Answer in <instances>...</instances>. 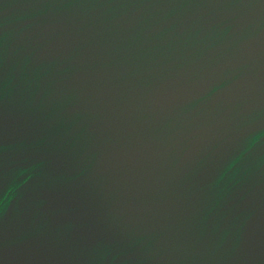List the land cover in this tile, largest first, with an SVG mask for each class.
Here are the masks:
<instances>
[{
	"label": "water",
	"instance_id": "obj_1",
	"mask_svg": "<svg viewBox=\"0 0 264 264\" xmlns=\"http://www.w3.org/2000/svg\"><path fill=\"white\" fill-rule=\"evenodd\" d=\"M0 264H264V0H0Z\"/></svg>",
	"mask_w": 264,
	"mask_h": 264
}]
</instances>
